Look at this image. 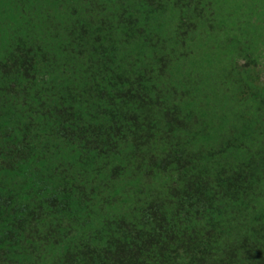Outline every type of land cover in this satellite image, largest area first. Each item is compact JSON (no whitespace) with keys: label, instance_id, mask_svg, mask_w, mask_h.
I'll return each instance as SVG.
<instances>
[{"label":"trees","instance_id":"trees-1","mask_svg":"<svg viewBox=\"0 0 264 264\" xmlns=\"http://www.w3.org/2000/svg\"><path fill=\"white\" fill-rule=\"evenodd\" d=\"M0 264H264V0H0Z\"/></svg>","mask_w":264,"mask_h":264}]
</instances>
